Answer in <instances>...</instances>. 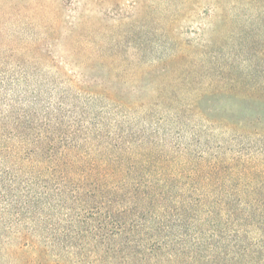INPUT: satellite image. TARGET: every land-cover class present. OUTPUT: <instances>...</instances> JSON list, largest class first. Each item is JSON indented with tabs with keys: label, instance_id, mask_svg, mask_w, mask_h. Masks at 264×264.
Returning <instances> with one entry per match:
<instances>
[{
	"label": "rangeland",
	"instance_id": "1",
	"mask_svg": "<svg viewBox=\"0 0 264 264\" xmlns=\"http://www.w3.org/2000/svg\"><path fill=\"white\" fill-rule=\"evenodd\" d=\"M250 62L253 77L238 76ZM2 69L34 85L67 77L103 84L98 90L122 100L110 108L151 128L154 153L168 159V141L182 128L191 156L206 147L213 153L239 132L184 114L192 111L190 94L211 77L232 87L235 76L264 84V0H0ZM181 104L176 118L171 111ZM201 107L232 121L264 116V102L250 107L228 96ZM232 202L139 203L125 205L126 213L107 204L64 229L15 223L3 202L0 264H264V201Z\"/></svg>",
	"mask_w": 264,
	"mask_h": 264
},
{
	"label": "trees",
	"instance_id": "2",
	"mask_svg": "<svg viewBox=\"0 0 264 264\" xmlns=\"http://www.w3.org/2000/svg\"><path fill=\"white\" fill-rule=\"evenodd\" d=\"M251 66V62L244 65L238 76L251 79ZM232 70L233 63L227 64L226 71ZM231 79L234 87L221 77H211L208 88L190 94L192 111L184 114L191 113L210 125L232 126L239 132L235 139L219 143L213 153L206 147L198 152L201 156L192 149L191 156L182 128L173 142L168 141L166 159L154 153L158 142L150 139L151 128L124 120L117 109L110 108L122 100L117 92L98 90L106 89L105 85L80 86L68 77L34 85L33 79L2 69L0 203L9 206L15 223L36 221L46 228L64 229L76 218L101 215L107 204L123 205L118 211L126 213L125 205L179 199L198 205H228L239 198L264 201L262 113L232 121L201 107L219 96L233 97L250 107L263 104V82ZM182 105L171 111L173 115L182 112ZM175 116L182 118L183 114ZM174 129L169 128L168 135ZM233 141V148L226 146ZM51 221L57 225L53 227Z\"/></svg>",
	"mask_w": 264,
	"mask_h": 264
}]
</instances>
